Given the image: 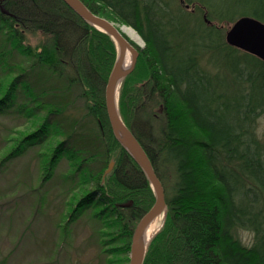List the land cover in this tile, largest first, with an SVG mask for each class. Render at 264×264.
<instances>
[{"label": "trees", "instance_id": "trees-1", "mask_svg": "<svg viewBox=\"0 0 264 264\" xmlns=\"http://www.w3.org/2000/svg\"><path fill=\"white\" fill-rule=\"evenodd\" d=\"M82 1L145 42L129 38L139 55L119 93L121 116L166 192L144 264H264V60L226 41L241 16L264 21V0ZM116 58L114 38L64 0H0V114L29 123L0 139V170L38 145L32 191L62 168L77 192L59 227L68 234L93 208L109 228L98 229L107 262L129 252L155 202L109 121L105 86Z\"/></svg>", "mask_w": 264, "mask_h": 264}, {"label": "rangeland", "instance_id": "rangeland-1", "mask_svg": "<svg viewBox=\"0 0 264 264\" xmlns=\"http://www.w3.org/2000/svg\"><path fill=\"white\" fill-rule=\"evenodd\" d=\"M119 26L122 29L123 25ZM129 38L140 48L144 47L142 37L140 43ZM28 124L26 118L0 114V139L27 128ZM263 127L264 117L259 121V129ZM37 148L38 145H31L0 170V264H128L131 243L127 254L109 256L112 262H107L99 244V238L104 236L99 235L98 229L101 225L103 230L109 228L95 219L93 208L87 209L72 223L68 234L63 233L59 223L77 190L72 183L61 179L63 169L59 167L51 180L32 191L30 183H35L39 170L35 157ZM113 167L114 164L109 172ZM168 177L170 181L171 175ZM161 216L155 233L162 227L166 212ZM239 236L245 243H250L253 234L241 229Z\"/></svg>", "mask_w": 264, "mask_h": 264}, {"label": "water", "instance_id": "water-1", "mask_svg": "<svg viewBox=\"0 0 264 264\" xmlns=\"http://www.w3.org/2000/svg\"><path fill=\"white\" fill-rule=\"evenodd\" d=\"M64 1L86 21L110 34L117 44V58L105 86V102L109 121L116 139L141 166L155 193L154 204L140 218L132 234L128 264H144L152 238H147V227L153 219L166 212L167 200L164 184L150 156L131 127L125 123L119 110V89L123 79L135 68L139 50L113 20L94 13L82 0ZM226 41L264 60V21L249 15L241 16L227 30ZM127 50L131 52V63L125 67L124 57ZM113 164L114 162L111 161L105 174L109 172Z\"/></svg>", "mask_w": 264, "mask_h": 264}, {"label": "bare ground", "instance_id": "bare-ground-1", "mask_svg": "<svg viewBox=\"0 0 264 264\" xmlns=\"http://www.w3.org/2000/svg\"><path fill=\"white\" fill-rule=\"evenodd\" d=\"M122 30L125 33H127V35L129 37L134 39V41L139 42V43L142 42L140 34L132 26L124 24L122 26ZM130 63H131V52L129 50H127L125 52V57H124V66L127 67V66L130 65ZM161 215H159L155 219H153L151 221V223L149 224V226L147 227L146 235H147L148 239H150L153 236L155 231L160 226V220H161V217H162Z\"/></svg>", "mask_w": 264, "mask_h": 264}]
</instances>
